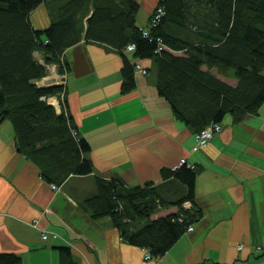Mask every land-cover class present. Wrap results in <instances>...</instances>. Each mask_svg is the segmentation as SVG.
Here are the masks:
<instances>
[{"label": "trees", "instance_id": "1", "mask_svg": "<svg viewBox=\"0 0 264 264\" xmlns=\"http://www.w3.org/2000/svg\"><path fill=\"white\" fill-rule=\"evenodd\" d=\"M40 5L51 19L46 28L31 19ZM156 6L164 9L160 19L153 24L150 15L140 26L138 0H0V123H12L18 152L47 181L58 186L94 171L91 145L64 100L60 110L49 101L66 99V85L37 83L50 64L67 72L64 50L83 37L122 54L123 91L136 85L137 60L151 59L158 93L194 133L221 124L227 114L239 122L264 103V0H159ZM129 43L133 51L126 50ZM198 170L196 162L164 167L161 182L134 186L94 175L83 203L93 217H111L122 240L159 257L202 215ZM56 249L59 264H79L70 241ZM0 264L24 263L17 253L0 252Z\"/></svg>", "mask_w": 264, "mask_h": 264}, {"label": "crops", "instance_id": "2", "mask_svg": "<svg viewBox=\"0 0 264 264\" xmlns=\"http://www.w3.org/2000/svg\"><path fill=\"white\" fill-rule=\"evenodd\" d=\"M158 1H145L148 19ZM31 19L37 28L51 21L44 5ZM64 59L67 72L50 64L37 83L66 85L61 101L91 145L94 171L53 188L18 152L12 123H0V252L17 253L24 264H59L56 246L68 240L79 264H264V103L239 122L227 114L209 145L193 151L195 133L158 93L151 59L137 60L149 72L137 70L128 91L121 88L122 54L113 47L83 37ZM182 157L197 163L202 215L162 256L145 259V249L122 240L111 217L95 218L83 203L94 175L131 186L161 182L162 168ZM45 229L62 238L44 239Z\"/></svg>", "mask_w": 264, "mask_h": 264}, {"label": "built area", "instance_id": "3", "mask_svg": "<svg viewBox=\"0 0 264 264\" xmlns=\"http://www.w3.org/2000/svg\"><path fill=\"white\" fill-rule=\"evenodd\" d=\"M164 9L161 6H156L152 12V17L150 18V21L154 24L156 23L160 17L163 15ZM144 33L147 34L148 31L144 30ZM136 45L134 43H129L126 47L127 51H133L135 49ZM136 69L140 70L142 73H146L147 69L142 66L140 62H136ZM63 83V82H61ZM63 96V95H62ZM49 101L52 102L58 110L61 109V99L56 95L49 98ZM222 129L221 124H214L206 127L201 132L195 133L196 138V144H194L193 148L196 150L199 146H207L210 141L213 139L216 133H218ZM187 163L189 166L194 167L195 163L189 162V160L186 157H182L179 161V164L175 165L174 168L179 167L180 165ZM53 188H57L58 186L56 184H52ZM187 204H189L187 202ZM193 225L189 226V230L193 229ZM42 237L44 239H47L49 236H52L53 238H62L60 237V234L58 232L50 233L47 230H43ZM68 242V241H67ZM145 256L146 258H151V254L148 250L145 249Z\"/></svg>", "mask_w": 264, "mask_h": 264}, {"label": "rangeland", "instance_id": "4", "mask_svg": "<svg viewBox=\"0 0 264 264\" xmlns=\"http://www.w3.org/2000/svg\"><path fill=\"white\" fill-rule=\"evenodd\" d=\"M145 1L146 2H150L151 0H142V8H141V10H140V14H141V17H140V15L139 16H137V21H138V23H141L140 25L142 26V25H144V26H146V23H149V19H148V12H147V9L145 8V6H144V4H145ZM36 57L38 58V59H41L42 58V55L39 53V52H36ZM221 131V130H220ZM219 131V132H220ZM218 132V133H219ZM211 142V141H210ZM195 144H196V138H195ZM209 145V144H208ZM207 145V146H208ZM194 146V145H193ZM204 146H202V147H198L196 150L194 149V148H192V150L193 151H198V150H200L201 148H203ZM206 147V146H205ZM58 188V187H57ZM56 189V188H55ZM37 224H38V220H37ZM194 228V227H193ZM50 233H54V232H57V231H55V230H50L49 231ZM50 238H53L52 236H49ZM153 258H155V257H151V258H146V256H145V259H153Z\"/></svg>", "mask_w": 264, "mask_h": 264}, {"label": "clouds", "instance_id": "5", "mask_svg": "<svg viewBox=\"0 0 264 264\" xmlns=\"http://www.w3.org/2000/svg\"><path fill=\"white\" fill-rule=\"evenodd\" d=\"M54 96H56V95H54ZM52 97V96H51Z\"/></svg>", "mask_w": 264, "mask_h": 264}]
</instances>
